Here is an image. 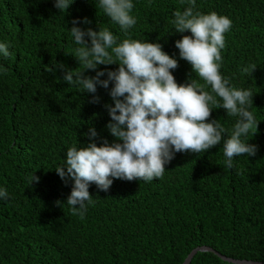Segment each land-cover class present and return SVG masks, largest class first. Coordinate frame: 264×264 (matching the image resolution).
I'll use <instances>...</instances> for the list:
<instances>
[{
  "label": "trees",
  "instance_id": "16d2710c",
  "mask_svg": "<svg viewBox=\"0 0 264 264\" xmlns=\"http://www.w3.org/2000/svg\"><path fill=\"white\" fill-rule=\"evenodd\" d=\"M132 2L136 24L125 37L98 7L99 0H73L67 11L57 9L54 0H0V43L10 53L0 55V188L8 192V199H0V264H182L199 246L264 262V0H196L201 13L214 11L232 21L220 72L231 86L253 92L249 110L259 121L258 131L242 139L257 145L256 155L234 157V167L227 169L223 140L204 153L176 152L162 179L112 178L108 191L90 184L93 203L83 219L72 215L66 202L74 180L61 179L55 170L67 148L122 142L107 127L112 82L107 89L98 84L93 94L63 79L65 70H82L69 54L79 47L70 31L73 20L83 30L108 28L118 42L159 43L178 61L171 70L178 84L203 83L175 46L191 35L176 32L173 24L175 11L188 5ZM58 64L65 69H56ZM252 64L257 66L252 75L242 73ZM118 67L97 70L107 79V71ZM94 96L98 103L91 102ZM211 119L226 129V139L238 117L220 108L212 110ZM90 128L95 138L86 135ZM33 174L39 181L29 185ZM189 264L238 263L198 251Z\"/></svg>",
  "mask_w": 264,
  "mask_h": 264
},
{
  "label": "clouds",
  "instance_id": "9594fccd",
  "mask_svg": "<svg viewBox=\"0 0 264 264\" xmlns=\"http://www.w3.org/2000/svg\"><path fill=\"white\" fill-rule=\"evenodd\" d=\"M71 3L73 0H54L60 11H67ZM181 3L188 6L175 11V31H190L191 35H184L175 46L203 83L191 80L178 84L171 71L178 67V61L163 51L159 43L131 38L118 42L108 28L83 30L76 26L80 21L73 20L70 31L79 47L69 54L78 59L82 70H65L63 79L78 85L81 92L93 94L98 84L107 89L112 82L110 96L114 105H106L111 117L107 127L122 142H105L101 146L91 142L80 148H67L64 163L55 170L61 179L74 180L66 202L72 215L83 219L87 206L93 203L90 184L108 191L112 178L145 182L162 179L165 165L176 152L204 153L223 140L227 169L234 167V157L256 155L257 145L242 139L258 131L259 121L249 110L253 92L231 86L220 72L224 34L231 29L232 21L214 11L201 13L196 10V0ZM98 7L128 37V30L136 24L131 15L132 0H99ZM83 23L91 21L84 18ZM86 37L90 38V46ZM0 55H10L4 43H0ZM114 63L119 64L118 69L107 71V79H101L105 72L97 70V66ZM256 67H244L242 73L252 75ZM57 68L65 66L58 64ZM85 70H94L96 75L86 76ZM91 102L98 103L99 97L94 96ZM220 108L228 116L238 117L226 139V129L217 119L210 120L212 110ZM86 135L95 138L97 132L90 128ZM33 181L38 182L39 177L33 174L29 185ZM0 199H8L4 188H0Z\"/></svg>",
  "mask_w": 264,
  "mask_h": 264
},
{
  "label": "water",
  "instance_id": "95a60500",
  "mask_svg": "<svg viewBox=\"0 0 264 264\" xmlns=\"http://www.w3.org/2000/svg\"><path fill=\"white\" fill-rule=\"evenodd\" d=\"M198 251H212L214 253H216L218 256H220L222 259L233 262V263H238V264H264V262L261 261H254V260H246V259H234V258H230V257H226L218 252H216L215 250H213L212 248L208 247V246H199V247H195L193 248L185 257V259L183 260L182 264H189L191 258L194 256V254H196V252Z\"/></svg>",
  "mask_w": 264,
  "mask_h": 264
}]
</instances>
